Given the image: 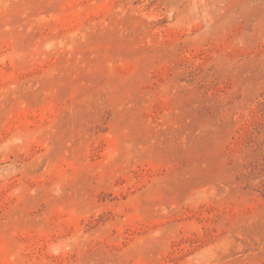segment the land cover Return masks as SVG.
<instances>
[{"label":"rangeland","instance_id":"374dc122","mask_svg":"<svg viewBox=\"0 0 264 264\" xmlns=\"http://www.w3.org/2000/svg\"><path fill=\"white\" fill-rule=\"evenodd\" d=\"M0 264H264V0H0Z\"/></svg>","mask_w":264,"mask_h":264}]
</instances>
